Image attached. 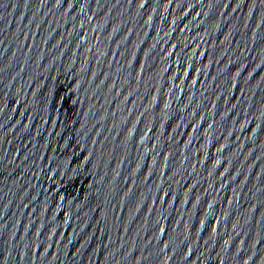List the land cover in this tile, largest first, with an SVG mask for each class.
<instances>
[{
	"label": "water",
	"instance_id": "water-1",
	"mask_svg": "<svg viewBox=\"0 0 264 264\" xmlns=\"http://www.w3.org/2000/svg\"><path fill=\"white\" fill-rule=\"evenodd\" d=\"M0 264H264V0H0Z\"/></svg>",
	"mask_w": 264,
	"mask_h": 264
}]
</instances>
